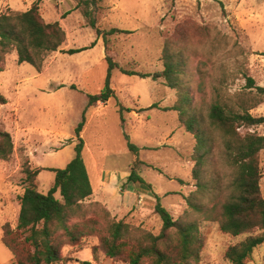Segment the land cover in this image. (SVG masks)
I'll use <instances>...</instances> for the list:
<instances>
[{
  "label": "rangeland",
  "instance_id": "obj_1",
  "mask_svg": "<svg viewBox=\"0 0 264 264\" xmlns=\"http://www.w3.org/2000/svg\"><path fill=\"white\" fill-rule=\"evenodd\" d=\"M35 1L0 0V14L25 11ZM39 1L46 21L61 23L66 41L62 50L47 56L40 71L28 62L18 63L16 51L0 62V94L7 98L0 103V127L14 141L10 160L0 159V238L3 224L15 227L18 221L24 162L44 167L39 187L47 192L55 181L50 168H64L75 157L76 128L87 107V94L98 93L105 85L107 53L121 67L154 73L165 69L164 49L172 40V47L185 54L180 86L171 87L164 77L142 78L115 68L116 96L87 109L82 133L93 189L98 195L105 191L97 186L100 173L114 176L106 192L115 207L127 206L120 217L158 234L162 220L155 212L154 193L176 219L187 207L186 196L197 188L192 156L195 135L183 125L178 111L165 107L175 105L180 91L187 90L193 92L197 105L205 101L209 106L218 88L236 104L239 98L260 99L250 112L264 115V97L257 96L247 80L250 76L256 86L264 87V0H102L98 26L128 31L108 36L109 51L103 37L87 23L77 0ZM182 29L188 31L184 36L179 35ZM84 47L89 48L67 52ZM240 130L264 135V123ZM125 134L140 148L138 163ZM260 156L264 192V150ZM133 168L144 184L128 181ZM93 198L92 194L87 202L100 201ZM201 230L205 238L202 264H231L224 257L225 250L245 236H229L214 221L201 222ZM97 242V236H90L84 246ZM71 249L63 246V255ZM76 253H70L71 263ZM0 264H16L12 252L1 243ZM248 264H264V244L255 248Z\"/></svg>",
  "mask_w": 264,
  "mask_h": 264
},
{
  "label": "trees",
  "instance_id": "obj_2",
  "mask_svg": "<svg viewBox=\"0 0 264 264\" xmlns=\"http://www.w3.org/2000/svg\"><path fill=\"white\" fill-rule=\"evenodd\" d=\"M87 23L104 39L109 51L108 36L128 32L119 28L102 30L98 15L102 0H77ZM182 29L181 34H187ZM66 41V31L59 21H46L40 1H35L25 11H9L0 14V62L6 55L16 51L18 63L28 62L38 71L43 68L47 56ZM172 40L164 49L166 67L154 73H142L121 67L107 53L108 73L105 85L98 93L87 94L88 103L82 121L76 128L78 142L76 155L64 168H50L55 172V181L44 192L39 187V174L44 167L23 164L25 174L24 192L20 195V210L15 227L3 224L2 242L13 254L16 264H71L70 253L87 247L85 241L97 236L92 244L93 259L104 254L123 264H202L205 238L201 222H218L220 230L232 237L245 236L229 244L224 257L231 264H248L255 248L264 244V192L261 179V152L264 150V135L256 131L240 129L264 123V115H253L250 110L258 100L239 98L236 104L224 97V91L216 88L215 98L209 106L195 103L192 91H180V99L166 110L179 112L186 129L195 135L193 168L197 188L186 196L187 207L174 218L156 198L155 212L162 220L158 234L137 226L124 218H116L100 201L87 202L94 189L83 157L85 141L82 137L87 121V109L98 103H106L116 96L112 86L115 68L129 75L142 78L164 77L171 87H179L182 80L180 66L186 65L185 54L173 48ZM89 47L69 49L76 53ZM1 70V69H0ZM250 87L256 88L257 96L264 97V87L256 86L252 77H247ZM243 94V93H241ZM7 102L0 94V103ZM254 102V103H252ZM155 105H151L153 107ZM121 119L123 109L121 108ZM128 147L140 162L138 145L130 141ZM14 152L12 134L0 127V159L10 160ZM128 181L144 184V178L131 170ZM72 248L63 255V246ZM74 259V258H73ZM75 260V259H74ZM79 261V264H89Z\"/></svg>",
  "mask_w": 264,
  "mask_h": 264
},
{
  "label": "crops",
  "instance_id": "obj_3",
  "mask_svg": "<svg viewBox=\"0 0 264 264\" xmlns=\"http://www.w3.org/2000/svg\"><path fill=\"white\" fill-rule=\"evenodd\" d=\"M99 185L98 188H101L102 190H105L104 193L98 195L97 194V189L94 188V192H93V196H96V198L93 200H100L101 202L108 204V207L111 208V206H113V210L111 209L112 213L114 216H117V218H122L120 217V215L126 211L127 206L123 205L120 207H115L114 204L111 202V197L109 196V193H107L106 191L110 190V185L112 182H114L116 179L114 176H108L107 172H105V174H99ZM115 209V210H114ZM127 212H130V209L128 207ZM1 244H3L2 242H0ZM4 245V244H3ZM79 261H89V264H123L120 262H117L115 260H113L112 258L101 254L98 258V260H94L93 259V253L91 250V247H85L81 250H79L76 253L75 256V260L73 263L71 264H79Z\"/></svg>",
  "mask_w": 264,
  "mask_h": 264
}]
</instances>
